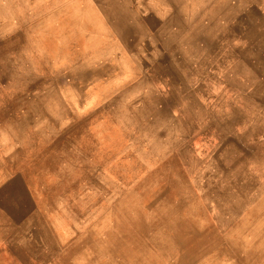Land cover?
<instances>
[{
    "label": "rangeland",
    "instance_id": "obj_1",
    "mask_svg": "<svg viewBox=\"0 0 264 264\" xmlns=\"http://www.w3.org/2000/svg\"><path fill=\"white\" fill-rule=\"evenodd\" d=\"M0 264H264V0H0Z\"/></svg>",
    "mask_w": 264,
    "mask_h": 264
},
{
    "label": "bare ground",
    "instance_id": "obj_2",
    "mask_svg": "<svg viewBox=\"0 0 264 264\" xmlns=\"http://www.w3.org/2000/svg\"><path fill=\"white\" fill-rule=\"evenodd\" d=\"M57 8V7H56ZM63 8V7H62ZM56 110V109H55ZM82 116V115H81ZM102 168V167H101ZM51 222V221H50Z\"/></svg>",
    "mask_w": 264,
    "mask_h": 264
}]
</instances>
